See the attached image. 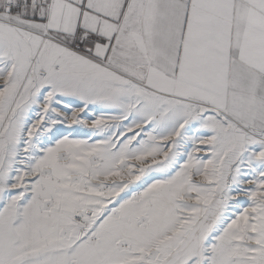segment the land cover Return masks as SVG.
<instances>
[{"label": "snow or ice", "instance_id": "obj_1", "mask_svg": "<svg viewBox=\"0 0 264 264\" xmlns=\"http://www.w3.org/2000/svg\"><path fill=\"white\" fill-rule=\"evenodd\" d=\"M0 264H264V0H0Z\"/></svg>", "mask_w": 264, "mask_h": 264}]
</instances>
